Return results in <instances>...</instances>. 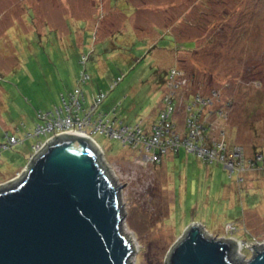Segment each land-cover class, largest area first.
Returning a JSON list of instances; mask_svg holds the SVG:
<instances>
[{
  "label": "rangeland",
  "instance_id": "rangeland-1",
  "mask_svg": "<svg viewBox=\"0 0 264 264\" xmlns=\"http://www.w3.org/2000/svg\"><path fill=\"white\" fill-rule=\"evenodd\" d=\"M83 54L85 106L107 91L97 113L148 125L168 89L160 80L173 67L187 80L178 98L217 92L212 108L224 116H210L215 135L248 153L264 146V0H0V144L6 133L23 139L0 149V187L23 176L37 153L32 146L44 138H25L39 123L37 110L53 109L79 86ZM93 136L120 186L121 230L135 247L128 264H168L192 223L237 239L236 260L252 256L250 242L264 245L263 170L230 173L184 147L145 162L118 139Z\"/></svg>",
  "mask_w": 264,
  "mask_h": 264
},
{
  "label": "water",
  "instance_id": "water-1",
  "mask_svg": "<svg viewBox=\"0 0 264 264\" xmlns=\"http://www.w3.org/2000/svg\"><path fill=\"white\" fill-rule=\"evenodd\" d=\"M88 136L49 139L23 176L0 187V264H128L135 252L121 230L119 187ZM233 259L237 239L187 226L168 264H264V245Z\"/></svg>",
  "mask_w": 264,
  "mask_h": 264
},
{
  "label": "built area",
  "instance_id": "built-area-1",
  "mask_svg": "<svg viewBox=\"0 0 264 264\" xmlns=\"http://www.w3.org/2000/svg\"><path fill=\"white\" fill-rule=\"evenodd\" d=\"M84 61L85 55H82L81 62ZM88 77L84 69L80 70V83ZM120 80L121 76L117 77L110 88ZM186 81L178 69L169 70L164 84L168 89L162 95V102L155 119L148 125H144L142 120L132 125L124 124L118 119L115 111L97 113L96 107L104 100L107 91L96 93L93 104L86 107L84 94L80 86H77L67 95H61L60 104L54 105L53 109L37 112V118L41 122L37 123L34 133H28L25 138L33 135L45 136L32 146L36 149L35 152H38L49 139L62 134L88 136L100 150V157L104 151L93 136L100 133L118 139L125 146L133 147L140 152V160L145 162H160L164 154L176 152L184 147L206 162L214 160L222 162L230 173L234 170L243 172L244 169H264V151L250 155L238 143H225L224 133L215 135V121L210 116H224L223 108H212L214 100L219 99V97L214 98L218 96L217 92L177 97V90L185 86ZM180 108L183 111L182 115L178 113ZM6 137L7 141L0 144V149L9 148L23 141L7 133ZM239 181H243L242 177H239ZM227 225L230 230L236 228L234 224Z\"/></svg>",
  "mask_w": 264,
  "mask_h": 264
},
{
  "label": "trees",
  "instance_id": "trees-1",
  "mask_svg": "<svg viewBox=\"0 0 264 264\" xmlns=\"http://www.w3.org/2000/svg\"><path fill=\"white\" fill-rule=\"evenodd\" d=\"M84 55V54H83ZM86 59H87V57L85 56V61L82 63L81 62V57H80V59H79V64L80 65H82V68H81V70L82 69H84L85 70V72L87 73V71H86V69H85V64H86ZM171 68H173V67H171ZM170 68V69H171ZM169 69V70H170ZM169 70L168 71H166V73H165V77L164 78H162L160 81H161V85H164L165 84V82H166V76H167V73L169 72ZM79 74H80V72H79ZM88 74V73H87ZM89 75V74H88ZM89 77H90V75H89ZM89 77H88V79H89ZM78 78H79V76H78ZM88 79L87 80H85L84 82H79V79L77 80V82H78V85L80 86V88H81V85L83 84V83H85V82H87L88 81ZM191 82H192V84H193V80H191ZM74 89V88H73ZM72 89V90H73ZM71 90V91H72ZM82 90V89H81ZM195 92H193V93H190V94H195V93H200V92H198V90H194ZM83 92V91H82ZM203 94V93H202ZM61 95H64V94H61ZM84 97H85V95H84ZM105 99V98H104ZM60 102H61V97H60ZM161 105V104H160ZM39 111H41V110H37V112H39ZM41 121L39 120V123H40ZM225 134V133H224ZM48 136L50 135V134H47ZM44 138H45V136H44ZM43 138V139H44ZM224 138H225V135H224ZM263 150H264V146L262 147V146H257V145H252L251 146V150H249L250 152L248 153V154H250V155H252V154H254L255 152H263ZM263 170V172H264V169H258V171H262ZM241 182V181H240Z\"/></svg>",
  "mask_w": 264,
  "mask_h": 264
},
{
  "label": "crops",
  "instance_id": "crops-1",
  "mask_svg": "<svg viewBox=\"0 0 264 264\" xmlns=\"http://www.w3.org/2000/svg\"><path fill=\"white\" fill-rule=\"evenodd\" d=\"M160 108V105L158 106ZM159 110V109H158ZM179 151V150H178Z\"/></svg>",
  "mask_w": 264,
  "mask_h": 264
}]
</instances>
